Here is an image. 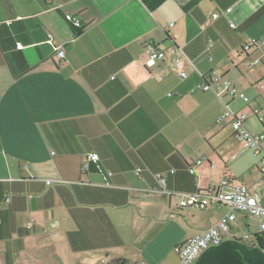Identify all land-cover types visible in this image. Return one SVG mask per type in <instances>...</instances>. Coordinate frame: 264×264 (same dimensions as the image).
<instances>
[{
	"label": "crops",
	"instance_id": "0c3cea01",
	"mask_svg": "<svg viewBox=\"0 0 264 264\" xmlns=\"http://www.w3.org/2000/svg\"><path fill=\"white\" fill-rule=\"evenodd\" d=\"M65 13L80 19L77 33ZM47 32L64 44L62 59ZM256 36L264 0H0V240L12 249L29 229L45 233L61 255L47 264H180L176 246L227 207L180 208L149 189L192 192L227 178L264 198L261 154L242 150L228 118L216 121L227 104L250 131L263 129L253 122L259 64L246 65L259 52L239 51ZM147 41L164 59L145 63ZM212 71L256 105L194 89ZM100 170L112 171L108 184ZM258 232L256 217L237 213L190 264H264Z\"/></svg>",
	"mask_w": 264,
	"mask_h": 264
},
{
	"label": "built area",
	"instance_id": "2783aa9c",
	"mask_svg": "<svg viewBox=\"0 0 264 264\" xmlns=\"http://www.w3.org/2000/svg\"><path fill=\"white\" fill-rule=\"evenodd\" d=\"M231 8H227L224 14H228ZM219 15L218 12L212 13L215 18ZM64 19L72 26L80 28V19L70 13L64 14ZM235 26L234 23L231 24ZM47 40L53 43L54 54L58 59H62L65 55V48L62 42H56L53 34L47 32ZM20 47L21 44L18 43ZM144 51L147 55L146 64H152L155 60H161L165 57V51L157 46L153 41H147L144 44ZM239 51L244 55L249 53L259 52L264 56V36L250 37L239 45ZM262 56H253L246 60L247 66L260 64L263 61ZM181 77L186 76L185 71L179 72ZM215 89H214V88ZM201 90L214 89L216 94L221 97L223 92L230 96H238L244 102H249L250 98L244 92L238 91L231 79L228 76L217 74L214 71L202 75V80L194 87ZM193 89V90H194ZM170 94V93H169ZM247 114L242 111H235L225 104V109L216 117V121L220 122L224 119H229V123L233 129L234 136L239 140L242 150L251 149L254 153L261 154L259 171L261 175L260 183L264 184V127L254 133L246 127ZM86 159L96 161L97 153L86 155ZM203 162L202 158L195 159L188 164V171L195 174L196 167ZM82 169H85L83 164ZM173 171V170H171ZM105 184H108V176L112 174L110 170H100ZM156 177L164 182V178L160 173H156ZM46 183L51 180L46 179ZM254 186H248L243 182H237L228 186L227 178H224L219 185L211 186L206 189H198L192 192H174L167 189L151 188L147 192L155 193L162 192L167 196L175 195L177 197V207H194L203 209L213 201L223 204L227 207L217 220L204 231L189 237L186 241L176 246V251L179 256L180 264H190L201 252L202 249L209 245L219 244L226 232L231 228L232 223L237 219V213L254 216L258 219L259 229L264 232V198L261 197L254 189ZM9 198H6L8 201ZM31 224V223H28ZM244 237H249V233H245Z\"/></svg>",
	"mask_w": 264,
	"mask_h": 264
},
{
	"label": "rangeland",
	"instance_id": "374dc122",
	"mask_svg": "<svg viewBox=\"0 0 264 264\" xmlns=\"http://www.w3.org/2000/svg\"><path fill=\"white\" fill-rule=\"evenodd\" d=\"M259 56L262 55L259 54ZM262 57L264 60V56ZM261 72H264V64L262 63L259 64V119L252 114L255 117L253 122L255 125H259V128H263L264 125V73L261 74ZM243 92L251 97L252 107L256 105V95L248 90ZM258 163L260 164V162ZM257 192L259 194V189ZM23 224L26 225L25 222ZM44 234L29 229V233H24L12 243V249L7 248L6 242L0 240V248H4L0 251V264H47L48 259L59 261L61 258L60 251L49 249L48 241L44 240Z\"/></svg>",
	"mask_w": 264,
	"mask_h": 264
},
{
	"label": "trees",
	"instance_id": "16d2710c",
	"mask_svg": "<svg viewBox=\"0 0 264 264\" xmlns=\"http://www.w3.org/2000/svg\"><path fill=\"white\" fill-rule=\"evenodd\" d=\"M75 33L79 31L78 27L73 26ZM255 242L262 248H264V232L259 229V232L255 235ZM117 264H126L125 261H119Z\"/></svg>",
	"mask_w": 264,
	"mask_h": 264
}]
</instances>
